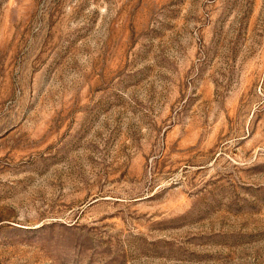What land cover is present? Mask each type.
Here are the masks:
<instances>
[{
  "label": "rangeland",
  "instance_id": "1",
  "mask_svg": "<svg viewBox=\"0 0 264 264\" xmlns=\"http://www.w3.org/2000/svg\"><path fill=\"white\" fill-rule=\"evenodd\" d=\"M0 264H264V0H0Z\"/></svg>",
  "mask_w": 264,
  "mask_h": 264
}]
</instances>
